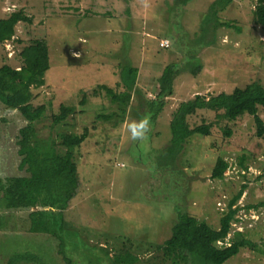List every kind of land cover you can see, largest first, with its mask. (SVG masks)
<instances>
[{
  "label": "rangeland",
  "instance_id": "1",
  "mask_svg": "<svg viewBox=\"0 0 264 264\" xmlns=\"http://www.w3.org/2000/svg\"><path fill=\"white\" fill-rule=\"evenodd\" d=\"M214 1L193 0L175 9L173 0H149L148 8L141 0H0V18L19 10L31 18L18 23L15 36L0 46V66L20 68L21 50L37 39L48 44L51 61L44 85L32 89L33 104L46 108L32 127L23 128L19 113L8 114L0 102V177L29 176L32 149L41 142H58L61 133L88 129L87 139L73 151L79 191L63 213L76 232V244L85 243L74 253L68 246L79 264L96 258L109 264L106 250L111 258L128 250L138 257L136 264H171L161 263L154 246L170 237L177 210L218 227L243 185L230 235L243 232L255 248L241 249L226 264H264V141L256 136L252 117L228 122L217 121L212 112H197L187 119L190 127L205 120L212 124L210 136H192L173 167H159V150L169 144V123L182 101L253 83L264 87V25L254 16L260 0L230 4L219 18L233 27L218 28L216 44L203 47L198 43L208 33L204 15ZM162 42L168 47H161ZM123 54L138 68V86L150 99L168 63L185 69L191 56L202 65L196 76L182 71L174 95L143 141L131 140L123 127L143 118L137 116L136 102L120 122L101 119L116 106L99 87L122 91L117 65ZM61 105L72 106L75 113L54 125L51 117ZM258 113L264 121V109ZM226 126L232 130L229 138L223 133ZM64 150L57 147L58 153ZM241 157L246 169L239 164ZM218 158L228 162L222 180L210 177ZM31 211H1L0 264L17 252H38L44 264H65L56 237L31 232Z\"/></svg>",
  "mask_w": 264,
  "mask_h": 264
},
{
  "label": "trees",
  "instance_id": "2",
  "mask_svg": "<svg viewBox=\"0 0 264 264\" xmlns=\"http://www.w3.org/2000/svg\"><path fill=\"white\" fill-rule=\"evenodd\" d=\"M176 7H184L193 0H173ZM235 0H215L210 5L205 16V32L202 41L198 44L210 47L216 44L218 28H232L231 22H221L219 14ZM181 11V10H180ZM254 16L260 25H264V3L258 1ZM31 18L23 11H14L8 17L0 18V46L10 41L16 33L18 23H30ZM197 42V41H196ZM22 65L13 68L8 64L0 66V102L7 108L18 110L28 123L38 122L45 113V106L33 104L32 89L41 87L45 82V73L51 67L48 44L37 39L24 46L20 52ZM194 56V55H192ZM120 62L119 83L122 91L116 92L107 86H100L105 91L110 103L116 110L102 120L122 121L127 117L131 103H137V116L150 118L154 123L167 106V99L175 92V81L187 70L196 76L202 65L195 57H186V64L182 69L174 63H168L157 79L156 95L148 98L138 86L139 70L125 54L118 56ZM96 93V92H94ZM86 101L83 98L81 104ZM264 109V87L259 83L249 84L244 88H234L231 92H221L214 95H195L192 99L182 101L173 112L170 123L169 144L159 150L163 157L161 169H168L176 164L186 142L194 135L208 137L211 134L212 124L205 120L195 127H190L188 117L199 111H208L216 114L217 121L234 122L244 116L253 118L256 136L264 141V121L259 116V109ZM75 113L72 106L61 105L58 114L52 115L54 125L67 121ZM139 113V115H138ZM101 117V116H98ZM225 137L232 135L228 126L223 129ZM88 137V129L84 128L80 134L61 133L57 141L41 142L32 149V163L27 162L29 176H15L0 178V208L6 210L32 209L30 212L31 232L48 233L59 241V253L65 264H79L67 250L73 253L82 245L74 241V232L64 220L63 213L70 207L71 201L77 196L80 181L77 165L73 159V151ZM22 143V142H20ZM57 147H62L63 153H58ZM40 149V151H39ZM245 158H239V164L246 169ZM26 163V162H25ZM228 162L218 158L211 172V178L224 179ZM246 185L229 200L226 210L220 217L219 226L212 227L204 220H199L187 212L177 210L176 220L171 227L170 237L161 245H155L160 253L161 263L171 264H226L243 248H255V244L245 237L241 231L231 234L232 223L236 220L239 211L237 205ZM249 209V207L247 208ZM81 242V241H80ZM69 246V247H68ZM68 247V248H67ZM75 250V251H74ZM109 264H136L139 259L136 255L125 250L112 258L106 250ZM40 253L17 252L8 257L6 264H44ZM80 264H106L103 258L83 261Z\"/></svg>",
  "mask_w": 264,
  "mask_h": 264
},
{
  "label": "clouds",
  "instance_id": "3",
  "mask_svg": "<svg viewBox=\"0 0 264 264\" xmlns=\"http://www.w3.org/2000/svg\"><path fill=\"white\" fill-rule=\"evenodd\" d=\"M141 3L144 8L150 7L149 0H141ZM123 127L129 133L131 140L143 141L151 131V121L150 118L145 116L138 121H126Z\"/></svg>",
  "mask_w": 264,
  "mask_h": 264
},
{
  "label": "crops",
  "instance_id": "4",
  "mask_svg": "<svg viewBox=\"0 0 264 264\" xmlns=\"http://www.w3.org/2000/svg\"><path fill=\"white\" fill-rule=\"evenodd\" d=\"M4 107H5V106H4ZM6 109H7V108H6ZM7 111H9L8 114H10V115H13L12 113H16V112L19 113L21 120L24 122V124H23V128H24V127H27L28 125L31 124V123H28V121H26V120L21 116V114H20V112H19L18 110L7 109ZM30 126H31V125H30ZM31 127H32V126H31ZM13 177H15V176H13ZM0 178H2V177H0ZM2 210L9 211V212H13V210H6V209H4V208H0V213H1ZM1 220H2V217L0 218V221H1ZM0 226H1V224H0Z\"/></svg>",
  "mask_w": 264,
  "mask_h": 264
},
{
  "label": "built area",
  "instance_id": "5",
  "mask_svg": "<svg viewBox=\"0 0 264 264\" xmlns=\"http://www.w3.org/2000/svg\"><path fill=\"white\" fill-rule=\"evenodd\" d=\"M160 45H161V47H168V43L167 42H162Z\"/></svg>",
  "mask_w": 264,
  "mask_h": 264
}]
</instances>
